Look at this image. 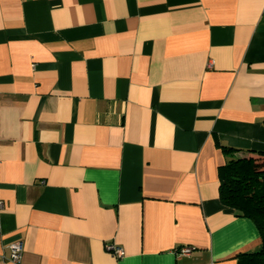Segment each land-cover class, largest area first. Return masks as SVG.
Here are the masks:
<instances>
[{
	"label": "crops",
	"instance_id": "obj_1",
	"mask_svg": "<svg viewBox=\"0 0 264 264\" xmlns=\"http://www.w3.org/2000/svg\"><path fill=\"white\" fill-rule=\"evenodd\" d=\"M263 122L264 0H0V264H237Z\"/></svg>",
	"mask_w": 264,
	"mask_h": 264
},
{
	"label": "trees",
	"instance_id": "obj_2",
	"mask_svg": "<svg viewBox=\"0 0 264 264\" xmlns=\"http://www.w3.org/2000/svg\"><path fill=\"white\" fill-rule=\"evenodd\" d=\"M221 151L227 160L217 171L218 200L236 216L252 220L261 241L258 252L240 256L237 264H264V153L233 158V150L221 147Z\"/></svg>",
	"mask_w": 264,
	"mask_h": 264
},
{
	"label": "built area",
	"instance_id": "obj_3",
	"mask_svg": "<svg viewBox=\"0 0 264 264\" xmlns=\"http://www.w3.org/2000/svg\"><path fill=\"white\" fill-rule=\"evenodd\" d=\"M106 249L111 251L112 254L116 257L122 256V251L119 247L114 246L112 244H108L106 246ZM8 250V256L6 257V260L11 263H18L23 251V247L21 242H13L7 246ZM190 248H179V250L176 252L178 256H186L190 253Z\"/></svg>",
	"mask_w": 264,
	"mask_h": 264
}]
</instances>
